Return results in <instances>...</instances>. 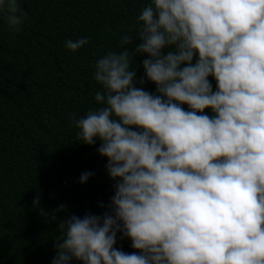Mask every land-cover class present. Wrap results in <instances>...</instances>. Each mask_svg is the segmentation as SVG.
<instances>
[{
	"label": "clouds",
	"instance_id": "1",
	"mask_svg": "<svg viewBox=\"0 0 264 264\" xmlns=\"http://www.w3.org/2000/svg\"><path fill=\"white\" fill-rule=\"evenodd\" d=\"M24 16L0 0L10 33ZM136 23L92 65L100 107L73 117L79 142H100L113 195L57 223L50 264H264V0H149ZM140 55L155 94L134 86ZM117 232L136 251L114 247Z\"/></svg>",
	"mask_w": 264,
	"mask_h": 264
},
{
	"label": "trees",
	"instance_id": "2",
	"mask_svg": "<svg viewBox=\"0 0 264 264\" xmlns=\"http://www.w3.org/2000/svg\"><path fill=\"white\" fill-rule=\"evenodd\" d=\"M148 2L19 0L25 16L16 33L0 18V264H50L59 221L107 210L114 181L96 151L100 142H79L73 117L100 107L94 95L102 89L92 65L107 51L122 50L121 35L137 30ZM82 37L88 43L80 49L65 48L66 40ZM145 58L136 56L130 66L134 86L155 94L151 82L138 83ZM208 80L214 91L215 80ZM204 114L213 115L207 108ZM85 171L94 174L81 184ZM114 247L136 251L119 232Z\"/></svg>",
	"mask_w": 264,
	"mask_h": 264
}]
</instances>
